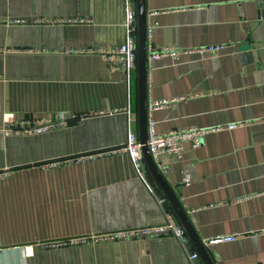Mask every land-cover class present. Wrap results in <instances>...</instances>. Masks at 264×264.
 <instances>
[{
    "label": "crops",
    "instance_id": "0c3cea01",
    "mask_svg": "<svg viewBox=\"0 0 264 264\" xmlns=\"http://www.w3.org/2000/svg\"><path fill=\"white\" fill-rule=\"evenodd\" d=\"M256 1L144 0L156 49L222 46L146 68L147 103L183 98L147 113V126L208 130L198 148L184 144L180 159L161 155L156 166L213 264H264V11ZM131 3L0 0V127L7 113L66 120L42 135H0V264H193L168 234L40 247L171 221L128 155L84 158L123 147L138 120L136 71L115 72L98 53L125 41ZM50 162L57 167H40ZM219 236L233 240L206 243Z\"/></svg>",
    "mask_w": 264,
    "mask_h": 264
},
{
    "label": "built area",
    "instance_id": "2783aa9c",
    "mask_svg": "<svg viewBox=\"0 0 264 264\" xmlns=\"http://www.w3.org/2000/svg\"><path fill=\"white\" fill-rule=\"evenodd\" d=\"M127 2L129 3L130 0H127ZM125 28L126 38L122 44L111 47L109 49H98V53L103 57L104 61L108 63L111 70L115 72H130L134 70L136 71L137 69V44L135 39L136 28L130 5H127L126 9ZM152 34L153 26H147V61L157 59L159 57H169L172 60L177 61L181 55L217 53L222 49L221 45H209L192 50H179L174 47L156 49L152 44ZM1 51L2 50H0V52ZM181 100H183V98L162 99L158 101L149 100L147 103V113L163 107H167ZM104 114L105 113L103 112L98 113V115ZM65 122L66 120L61 115H54L52 117H45L36 120L16 121L12 114L7 113L4 116L3 125L0 127V135L4 137L42 135L57 130L58 128L64 126ZM235 127L236 125H228L226 129L231 130ZM207 132L208 130L190 128L156 134L154 132L152 122H148L146 146L153 161L158 165L157 159L161 155H167L175 159H180L184 144H189L193 149L198 148L201 145L202 139ZM114 153H124L128 155L133 164L138 167V163L142 160L141 144L139 142L138 136L134 132L129 131L127 134L126 142L120 149L91 154L85 156L84 158L98 159ZM74 160L77 161L80 160V158H76ZM57 165L58 163L50 162L43 164L40 167L42 169H53L57 167ZM184 184H189V179L187 177L184 179ZM167 234L179 239L181 235V229L173 222L169 221L162 225L145 226L141 228L121 230L108 234L72 237L45 242L41 243L40 247L45 249H59L87 244L96 245L99 243L111 241L152 239ZM232 240L233 236H219L206 241V243L214 244L220 242H230ZM193 258L194 256H189V260L191 262Z\"/></svg>",
    "mask_w": 264,
    "mask_h": 264
},
{
    "label": "water",
    "instance_id": "95a60500",
    "mask_svg": "<svg viewBox=\"0 0 264 264\" xmlns=\"http://www.w3.org/2000/svg\"><path fill=\"white\" fill-rule=\"evenodd\" d=\"M255 6L258 13L264 11V0H257ZM134 16L137 44V100L138 120L131 123L130 131L134 132L141 144L142 160L138 163L145 182L160 201L171 221L181 229L179 240L184 242L189 256H194L193 264H213L206 252L204 244L195 234L189 219L179 204L173 190L163 178L155 162L150 156L147 146V90H146V10L144 0H133L130 4Z\"/></svg>",
    "mask_w": 264,
    "mask_h": 264
}]
</instances>
